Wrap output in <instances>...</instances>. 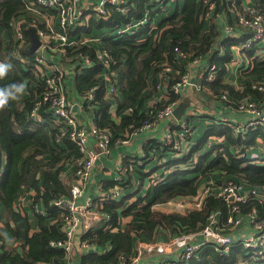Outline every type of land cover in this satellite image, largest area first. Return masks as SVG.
Segmentation results:
<instances>
[{
  "label": "trees",
  "instance_id": "obj_1",
  "mask_svg": "<svg viewBox=\"0 0 264 264\" xmlns=\"http://www.w3.org/2000/svg\"><path fill=\"white\" fill-rule=\"evenodd\" d=\"M213 1V14L221 11L231 25L234 24L232 12L236 16L244 12L242 0ZM254 4L264 14V0H255ZM158 5L153 0H126V9L120 11L107 4L105 17L100 18L92 12L86 19L87 26L79 27L71 34L75 36L90 33L93 29L114 31L121 25L147 19L144 25L131 33L105 35L101 39V45L109 54L107 71L117 88L111 95H107L108 84L102 76L104 68L95 55L96 44L75 43L66 52L69 56L79 53L89 56L93 63L78 68L76 65L80 63L79 60L64 61V65L71 67L67 70L72 77V85L83 97L84 109H90L97 127L111 135L109 149L116 146L117 139H127L146 119L151 96L158 92L165 93L163 98L153 102L155 108L168 103H181V95L175 93L171 86L186 71L187 61L195 56L206 57L207 68L212 65L215 68L213 80H202L201 92L206 97L216 98L225 91L235 99L246 96L259 98L264 95L248 84L249 81L264 79V57L258 56L256 44L248 50L242 49L248 60L247 68L242 72L246 82L240 88H235L224 81L226 66L233 58L231 45L242 44L251 34L249 28L234 24L235 29L242 31L236 39L220 37L219 31H214L212 21L206 30L204 15L208 5L205 0H182L180 10L176 8L173 13L155 22L153 19L160 12V7L156 9ZM25 8V0H0V64L8 65L0 76V88L11 84L24 85L23 91L15 99H10L0 107V162L4 158L0 173V203L4 210V218H1L0 212V264H70L63 249L50 245L51 241L64 238V211L57 209L54 201L61 196H68L73 182L66 184L61 173L69 161L75 162L82 155L68 135H61L55 127L47 104L39 106V118L30 115L45 89V83L35 68L30 65L22 66L12 56L14 40L11 23L24 13ZM150 21L156 25H151ZM29 23L31 22L27 20L23 24L27 43ZM27 43L22 48V53L32 56ZM175 48L186 52L188 60L179 59ZM220 49H223L221 56L218 55ZM164 62L170 66L171 71L167 74V85L157 88L160 84L157 75L162 72ZM94 86V98L87 100V93ZM113 103L116 104L117 119L110 112ZM210 135L221 137L223 141L205 149ZM259 137L264 140V125L250 130L242 138L226 124L216 123L194 144L191 143L187 152H175L161 140H151V145L145 149L147 156L165 150L172 151L174 157L148 171H145L146 164H136L133 172L138 182H135L133 191L128 194H124V190L132 183L130 171H126L127 179L102 182V190H109L118 183L123 195L118 200L98 199L93 202V208L109 216V226L95 227L96 229L87 230L79 236L81 242H87L95 249L81 252L82 264H119L122 255L129 256L132 253L137 240L156 241L168 236L197 232L206 224L211 212H219L223 222H226L227 205L214 196L205 197L199 209H191L187 214L165 213L154 210L152 206L178 197L194 196L202 180L215 176L229 177L228 179L243 182L246 186L264 187V164L250 162L244 156L246 149ZM240 147V153L231 151V148ZM240 154L242 156H237ZM158 167L163 168V173L167 172L151 176ZM149 177L153 186L140 194L145 178ZM22 188L34 190L31 208L38 226L34 232L30 231L29 213L15 207V200ZM131 196L136 197L124 206L126 199ZM35 204L42 205L44 212H36L33 207ZM252 209L256 210L259 218H264V207L254 200L245 203L241 212L247 213ZM125 217H131V220L122 224L121 219ZM6 238L17 244L10 247ZM260 249L263 250L264 257V247ZM255 251L237 245L227 255H220L213 248L206 247L180 264H239L249 261ZM248 263L264 264V258Z\"/></svg>",
  "mask_w": 264,
  "mask_h": 264
},
{
  "label": "built area",
  "instance_id": "obj_2",
  "mask_svg": "<svg viewBox=\"0 0 264 264\" xmlns=\"http://www.w3.org/2000/svg\"><path fill=\"white\" fill-rule=\"evenodd\" d=\"M205 3H207L208 8L204 19H208L213 14L215 2L213 0H205ZM107 4L115 6L120 11L126 9V0H98L87 6H82L80 0H30L26 3L24 13L18 15L11 23L14 40L12 56L22 66L30 65L35 68L43 77L45 83V89L40 99L35 103L30 115L39 118V106L43 103L47 104V110L53 117L55 127L58 128L61 135H68V138L76 144L82 155L73 162L74 180L68 196H61L54 201L57 209L64 211L62 221L64 238L58 241H51L50 245L63 249L70 264L73 262L75 252L81 254V252L95 250L87 242H81L79 238L81 234L87 230L96 229L95 227L107 228L109 226L107 224L109 216L100 212L97 208H93L92 200L91 202L88 200L80 203L79 199L83 196L96 160L101 154L108 152L111 135L99 129L93 118L86 125L78 123L73 105L69 100L71 90L66 84L67 69L71 67H68V64L64 65V63L69 62V60L73 62L79 60L80 63L76 65L78 68H83L93 63L89 56L80 53L78 54L79 56H69L66 55V52L75 43L84 45L96 44L95 55L103 65L102 76L108 84L107 95H111L117 88L114 87L111 74L107 71L110 62L109 54L101 45V39L108 34L131 33L147 21L144 18L137 22L124 24L114 31L101 29L99 33L97 32V36L88 38H79V34L70 37L77 28L87 26L83 20L90 13L95 12L98 17H105L107 14L105 6ZM243 5L244 12L237 14V16L232 12V17L235 25L239 24L242 27L249 28L251 31L246 40L240 44L241 49L248 50L253 44L264 43V14L253 3H244ZM27 20L31 22L27 29L33 27L39 39V46L32 52V56H25L22 53V48L27 43L23 27ZM150 24L156 25L153 21H150ZM233 25L230 23L223 25L222 32L226 38H233L235 35L242 33L241 30L235 29V25ZM29 45L30 39L27 43L28 47ZM231 46L236 45L232 44ZM174 50L181 60L189 57L186 52L178 48ZM203 59L204 57L201 56H195L190 60L187 59L186 71L171 86L175 93L182 95L186 88L202 91V80H213L215 68L213 65L208 68H201L200 64ZM162 66L163 70L158 74L160 84L157 85V88L167 85V74L171 71L167 63L164 62ZM196 66H200L202 72L197 81H192V74ZM246 68L247 64L240 67L239 70H245ZM248 84L252 89L264 94V79L249 81ZM95 90L96 86L88 91L87 100L94 98ZM216 98L222 100L229 110L245 114L246 119L234 121L227 116L218 115L212 117L211 126L216 123L226 124L237 136L243 138L250 130L264 125V95L259 98L246 96L242 99H235L225 91ZM175 107L176 103H168L160 108H155L153 101H151L147 117L142 124L127 139H117L116 144L127 143L137 134L152 129L161 121L168 120L170 124H168L167 134L162 139L163 144L168 145L169 149L175 152H187L191 143L193 144L190 138L194 129L191 122L194 114L182 115L177 119L173 115ZM176 127L178 129H175ZM258 148L259 151L251 153L250 156H246V153H244V156L250 162L264 164L263 139H260ZM240 150L241 147L239 149L235 148L234 153H240ZM237 156L240 157L242 154ZM1 172L2 165H0ZM119 180L121 178H116V181ZM208 183L196 194V202L201 206L202 200L207 196L221 199L228 208L226 222H223L219 212H211L208 214L206 224L197 232L168 236L156 241L137 240L133 246L132 253L129 256L122 255L119 264H138L139 258L145 254L154 258L155 262L152 264H180L190 260L206 247L213 248L220 255H227L230 249L237 245L256 250L249 261L240 262L239 264H249L248 262L263 259V250L260 248L264 247V218H259L255 209L242 213L241 208L249 200H254L258 205L264 207V187L246 186L243 182L233 179H227L216 185ZM121 196V186L117 183L109 190L99 189L96 199L118 200ZM16 209L24 211L22 210V205H17ZM245 226L248 227V234L241 231V229L244 230ZM6 239L10 247L17 244L12 239ZM1 245L2 240H0V253L2 251Z\"/></svg>",
  "mask_w": 264,
  "mask_h": 264
},
{
  "label": "crops",
  "instance_id": "obj_3",
  "mask_svg": "<svg viewBox=\"0 0 264 264\" xmlns=\"http://www.w3.org/2000/svg\"><path fill=\"white\" fill-rule=\"evenodd\" d=\"M30 0H25V2H29ZM98 0H80V3L82 6H87L90 4H93L97 2ZM154 2H158V6L160 7V12L156 14L155 19L153 21L157 22L161 20L162 18L170 15L173 13V11L178 8L180 10L182 5V0H153ZM244 3H255V0H242ZM89 17V16H88ZM86 17L83 22L87 25ZM211 21L214 24V31L216 33H220V37L223 39L226 38L225 34L222 32V27L225 23H228L224 16L221 14V11H219L217 14H212V16L208 19H205V29L207 30L209 26L211 25ZM84 27V26H83ZM107 30V29H106ZM109 31V30H107ZM100 32L97 29L91 30L90 33H80L79 38H88L91 36H97V34ZM109 35V34H108ZM70 37H73L70 36ZM239 38V35H235L234 39ZM90 43V42H87ZM256 46L258 47V56L260 58L264 57V43H256ZM231 50L233 52V58L232 60L227 64L226 71L224 73V81L225 83H229L233 85L235 88H240L246 80L242 77L243 70H239L240 67L248 65V60L245 58L242 49L240 48V45L231 46ZM223 54V49L218 50V55ZM201 68L207 67V61L206 57L202 60L200 64ZM200 66H196L194 68V72L192 74V81H197L199 79L200 73L202 70L200 69ZM69 69V68H68ZM158 80L159 75H157ZM247 78V77H246ZM66 84L68 87H70V101L73 105V110L75 112V115L77 117V121L79 124L86 125L93 117L90 109H84L83 104V97L80 96L77 91L75 90L74 86L72 85V77L67 70L66 75ZM165 93L158 92L155 96H151L149 101L155 102L156 100L163 98ZM181 102L187 104L186 108L184 109L183 116L189 113H193L194 116L191 118V122L194 126L193 133L191 136V140L194 144L196 140H198L204 132L211 126V120H213L212 117L218 116V115H224L230 118L234 121H242L246 119V115L243 113L235 112L229 110L225 103L217 98L212 97H206L204 94H202L201 91H197L193 88H186L185 92L181 95ZM149 102V103H150ZM187 102V103H186ZM180 104V103H178ZM176 104V106L178 105ZM115 110H116V104L113 103L110 107V112L113 114V117L115 116ZM117 119V118H116ZM168 124L170 122L168 120H164L159 122L155 127H153L150 130H145L139 134H137L135 137L131 138L127 143H118L116 146L111 147L108 152L103 153L99 156V158L96 160L91 177L89 179V182L86 185V188L84 190L83 196L79 199L80 203H84L86 201L92 200V202L96 201V197L99 194L100 186H102L103 181H112L116 180V178H124L127 179L128 175L126 174V171H130L132 174L131 178V185L129 188L124 190V194H128L129 192L133 191L135 182H138L136 174L133 172V168H136V164H146L147 170L155 167V166H161L162 164L166 163L169 159L174 157V153L172 151H156V153H152L151 155H146L145 149L146 147H149L150 141L152 140H161L164 138V136L168 132ZM260 137L256 138V142L248 147L246 149V156H250L251 153L259 151L258 144L260 141ZM223 141L221 137H215V136H208L206 140L205 149H209L211 145L213 144H219ZM96 147V146H95ZM97 148V147H96ZM235 148H231V151L234 152ZM147 156V157H146ZM128 164V165H127ZM0 165H4V158L1 160ZM127 165V166H126ZM151 176L156 177V175L164 174L167 171L163 173V168L158 167ZM73 173H74V165L73 161H69L65 165L64 171L61 173L62 179L66 184H70L73 182ZM150 176V177H151ZM145 178L143 182V188L139 192L140 194H144L146 192V189L149 187H152L151 178ZM229 177L225 176H215L210 177L202 180L199 189L197 193L203 188V186L209 182L211 179H219V180H225ZM135 179V180H133ZM134 185V186H133ZM122 189V188H121ZM138 193V194H139ZM137 194V195H138ZM34 195V190L29 188H22L21 193L18 194L16 200H15V207L17 205H22V210L29 213V216L31 218V232H34L38 229L37 226V220L35 218V215L32 211V208H29L31 204V197ZM123 195V192H122ZM136 195V196H137ZM136 196H131L126 199L124 206L132 202ZM195 196H184V197H178L173 200H170L165 203H157L152 206L153 209L155 208H163V206H170L175 204L178 201H181V208L186 207L192 208V209H199L200 205L197 204ZM195 207V208H194ZM36 212H44V209L42 205L36 204V208H34ZM0 212H1V218H4V210L0 203ZM183 214H187V212L183 211L181 212ZM131 217H125L121 219V223L125 224L126 222L130 221ZM0 222V226H1ZM246 227V226H245ZM244 230L241 229L242 232L245 234H248V227ZM13 244V243H12ZM142 258L140 257L138 260V264L144 263V264H152L155 262L154 258L149 256ZM144 256V255H143ZM168 257H170L168 255Z\"/></svg>",
  "mask_w": 264,
  "mask_h": 264
},
{
  "label": "water",
  "instance_id": "obj_4",
  "mask_svg": "<svg viewBox=\"0 0 264 264\" xmlns=\"http://www.w3.org/2000/svg\"><path fill=\"white\" fill-rule=\"evenodd\" d=\"M27 31H28V35L30 39V45L28 47V50L30 52H34L36 48L39 46V39L33 27H29ZM186 105L187 104L181 102L175 107L174 112H173V115L175 118L179 119L182 116L184 109L186 108ZM72 264H82V258L79 252H75Z\"/></svg>",
  "mask_w": 264,
  "mask_h": 264
},
{
  "label": "clouds",
  "instance_id": "obj_5",
  "mask_svg": "<svg viewBox=\"0 0 264 264\" xmlns=\"http://www.w3.org/2000/svg\"><path fill=\"white\" fill-rule=\"evenodd\" d=\"M8 65L0 64V76L4 74ZM24 89V85L11 84L9 86L0 88V107L6 105L10 99H15L17 94L21 93Z\"/></svg>",
  "mask_w": 264,
  "mask_h": 264
},
{
  "label": "rangeland",
  "instance_id": "obj_6",
  "mask_svg": "<svg viewBox=\"0 0 264 264\" xmlns=\"http://www.w3.org/2000/svg\"><path fill=\"white\" fill-rule=\"evenodd\" d=\"M146 168H148V167H146ZM145 171H148V170L145 169ZM225 180H227V179H225ZM221 181H224V180L211 179V180H209V183H214L216 185L218 182H221ZM181 204H182V202L178 201V202H176L173 205H170V206L166 205V206H163V208H155L154 210L162 211V212H165V213H170V212H180L181 213L183 211L188 212L189 210L192 209V208L186 207V205L184 206V208H181ZM33 207L36 208V205L33 206ZM29 208H31V204H30ZM145 257H147V255L142 256V258H145ZM141 264H144V263H141Z\"/></svg>",
  "mask_w": 264,
  "mask_h": 264
}]
</instances>
